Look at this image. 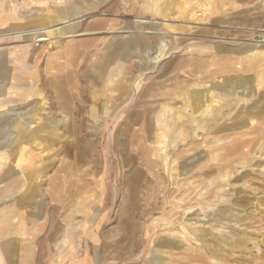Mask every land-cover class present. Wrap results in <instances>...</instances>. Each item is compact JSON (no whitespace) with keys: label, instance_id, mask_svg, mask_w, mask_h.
<instances>
[{"label":"rangeland","instance_id":"1","mask_svg":"<svg viewBox=\"0 0 264 264\" xmlns=\"http://www.w3.org/2000/svg\"><path fill=\"white\" fill-rule=\"evenodd\" d=\"M202 1L0 0V264H264V0ZM67 19L89 34L65 40ZM45 27L52 41L36 43ZM36 99L56 124L15 138L7 117ZM240 148L246 163L222 177ZM99 190L102 209L77 213Z\"/></svg>","mask_w":264,"mask_h":264},{"label":"bare ground","instance_id":"2","mask_svg":"<svg viewBox=\"0 0 264 264\" xmlns=\"http://www.w3.org/2000/svg\"><path fill=\"white\" fill-rule=\"evenodd\" d=\"M183 1V0H182ZM202 1V0H201ZM196 2V1H195ZM203 2V1H202ZM201 2V3H202ZM157 3V2H156ZM190 4V3H189ZM167 8V7H166ZM170 8V7H169ZM171 8H172V6H171ZM171 10V9H170ZM193 11V10H192ZM191 11V12H192ZM37 13V12H36ZM50 13V12H49ZM45 14H47V13H45ZM183 14V13H182ZM37 15H42V14H37ZM174 15V14H173ZM175 15H176V13H175ZM190 15V14H189ZM29 16V15H28ZM183 16V15H182ZM44 17V16H43ZM46 18V17H45ZM49 18V17H48ZM47 18V19H48ZM80 18V17H79ZM179 18V17H178ZM192 19H193V17H192ZM46 20V19H45ZM51 20H52V16H51ZM76 20V19H75ZM136 20V19H135ZM70 21L71 20H64L63 22H62V25H65V29H64V31H63V37H64V39L66 40H70V39H73V38H76V37H82V36H86V35H88L89 34V32L88 31H82V32H76V31H74V30H72L71 28H70ZM165 23H166V21L165 20H163ZM179 21H180V18H179ZM46 22V21H45ZM136 22H138V23H142L143 25L144 24H147V23H149L150 21L149 20H145V19H143V18H139V19H137L136 20ZM191 22V21H190ZM166 24H168V23H166ZM181 24V23H180ZM186 24V23H185ZM61 25V26H62ZM163 25H165V24H163ZM188 25V24H187ZM166 26V25H165ZM168 27V26H167ZM24 28V27H23ZM27 28V27H26ZM50 27H48V28H42V31L46 34V37H39L35 42L36 43H43V42H48V41H50L51 39V37H50V34H52V30L51 29H49ZM156 28V27H155ZM169 28V27H168ZM60 29H61V27H60ZM111 29V28H110ZM109 29V30H110ZM113 29V28H112ZM129 31V30H128ZM55 32V31H54ZM108 32V31H107ZM110 32V31H109ZM108 32V33H109ZM174 32V31H173ZM113 33V32H112ZM115 33V32H114ZM153 33V32H152ZM151 32H148L147 33V35L148 34H152ZM33 34H35V33H32V30H28V31H23V32H20V33H17V34H15V38H17L18 40L20 39V40H25L24 42H26V41H28V40H30L31 38H32V36H33ZM110 34V33H109ZM10 36V35H9ZM52 36H53V34H52ZM59 36V35H58ZM164 36V35H163ZM6 37V36H5ZM36 37V36H35ZM48 37H50V38H48ZM63 37H62V39H63ZM167 37V36H166ZM0 38H2V37H0ZM53 38V37H52ZM59 38H61V35H60V37ZM163 38V37H162ZM50 39V40H49ZM86 39V38H85ZM150 39V38H149ZM164 39V38H163ZM173 40V39H172ZM16 41V40H15ZM52 41V40H51ZM63 41V40H62ZM68 42H70V41H68ZM68 42H66V43H68ZM52 43V42H51ZM13 44V43H12ZM14 44H15V42H14ZM53 44V43H52ZM69 44V43H68ZM130 44L131 43H129V42H127L126 43V45H125V47L126 48H129L130 47ZM43 46H44V44H43ZM59 48H65V49H68V51L70 50V47L67 45L66 47H63V46H58ZM117 47L118 48H124V45H122V44H119V45H117ZM29 48H30V46L29 45H24V46H22V48H21V51H20V55L21 56H19V58L18 59H16V61L15 62H12V63H14V64H19L20 66H22L21 65V61H22V59H23V56L26 54V53H28V51H29ZM50 48V47H49ZM54 49V48H53ZM90 52V51H89ZM169 52V49L167 48L166 49V45H163V41H162V39L160 40V43H159V45H158V47L156 48V50L153 52V53H151V55H149V60H150V62H151V64H153V63H156V62H158V61H160L167 53ZM88 53V52H87ZM6 59V58H5ZM6 62V61H5ZM6 64V63H5ZM7 65V64H6ZM2 66V65H1ZM2 67H4V66H2ZM121 68V64L119 63V64H117V66L113 69V72H117L119 69ZM111 70V69H110ZM5 71V70H4ZM7 71H8V69H7ZM0 72H1V70H0ZM9 73H10V71H8ZM5 74V73H4ZM115 74V73H114ZM68 75V74H67ZM70 76V75H69ZM117 76L116 75H112V76H109V77H107V78H105V84L107 85V86H109V85H111V84H113L114 82H115V78H116ZM10 79H13V78H10ZM71 79V78H70ZM67 80H68V77H67ZM66 80V81H67ZM213 80V79H212ZM5 83H6V79L5 80H3ZM209 81V80H208ZM216 81V80H215ZM68 82V81H67ZM72 82V81H71ZM236 82V81H235ZM241 82V81H240ZM239 82V83H240ZM73 83V82H72ZM203 83V82H202ZM238 83V82H237ZM201 84V83H200ZM212 84V83H211ZM210 84V85H211ZM221 84V83H220ZM68 85V84H67ZM105 85V86H106ZM120 86H122V84H119ZM214 85V84H213ZM240 85H242V84H240ZM15 86L17 87V86H19V85H17V84H14V82H10V86H9V88H10V90L11 89H14L15 88ZM200 86V85H199ZM218 86V85H217ZM221 86V85H220ZM235 86H237V85H235ZM246 86V85H245ZM104 87V86H103ZM206 87V86H205ZM199 88V87H198ZM239 88V87H238ZM243 88V87H242ZM32 89H34V88H32ZM208 89H210V88H208ZM243 89H245V88H243ZM246 89H247V87H246ZM118 90V89H117ZM116 90V91H117ZM195 90V89H194ZM212 90V89H211ZM247 90H249V89H247ZM196 91V90H195ZM216 91V90H215ZM237 91H238V89H237ZM250 91V90H249ZM262 91V90H261ZM73 92V91H72ZM207 92V91H206ZM205 92V93H206ZM223 92V91H222ZM244 92V91H243ZM248 92V91H247ZM246 92V93H247ZM119 93H121V92H119ZM202 93V92H201ZM225 93H227V92H225ZM75 94V93H74ZM209 94V93H208ZM212 94V93H211ZM235 94H237V93H235ZM240 94V93H239ZM34 95H35V93H34ZM38 94H36L35 96H37ZM206 95H207V93H206ZM214 96V95H213ZM220 96V95H219ZM238 96V95H237ZM245 96V95H244ZM244 96H242L241 95V97H244ZM247 96V95H246ZM192 97H194V96H192ZM200 97H202V96H200ZM199 97V98H200ZM222 97V96H221ZM187 98V97H186ZM244 98H246V97H244ZM250 98V97H249ZM185 99V98H184ZM192 99V98H191ZM203 99V98H202ZM211 99V98H210ZM37 101H39V103L36 105L37 107H36V109H33V111L31 110V111H29V112H24V113H19V114H16V115H10V116H12V117H7V119H9V122L7 123L8 125V127L9 128H11L12 129V131H14V133H15V138H19V139H29L30 137H31V135H35V132H39L40 134L41 133H45L46 132V129H50V127H54L53 125L54 124H56V120L54 119V118H52L51 117V115L49 114V112H47V110H48V105L49 104H47V102H48V100H47V102L46 101H43V100H39V99H36ZM80 100V99H79ZM204 100L206 101V99L204 98ZM213 100V99H212ZM214 100H215V98H214ZM248 100H250V99H248ZM18 101H24V100H18ZM53 101V100H52ZM116 101V100H115ZM192 101H194V98L192 99ZM203 101V100H202ZM219 101V100H218ZM253 101V100H252ZM114 102V101H113ZM194 102H196V101H194ZM201 102V101H200ZM207 102V101H206ZM205 102V103H206ZM217 102V101H216ZM215 102V103H216ZM6 103H8V102H6ZM5 103V104H6ZM96 103H98V102H96ZM204 103V102H203ZM91 104V103H90ZM170 104V103H169ZM176 104H178V103H176ZM196 104L197 103H195L194 105H195V107H196ZM199 104V103H198ZM207 104V103H206ZM217 104H219V103H217ZM224 104V103H223ZM238 104V103H237ZM3 104H1L0 105V107L2 106ZM79 105V104H78ZM96 105V104H95ZM212 105V104H211ZM210 105V106H211ZM214 105H216V104H214ZM4 106V105H3ZM30 106V105H29ZM77 106V105H76ZM98 106V105H97ZM193 106V105H192ZM219 106V105H218ZM223 106V105H222ZM231 106V105H230ZM249 106V105H248ZM258 106V105H257ZM216 107V106H215ZM35 108V107H34ZM204 108V107H203ZM253 108V107H252ZM252 108H250V110L252 109ZM200 109H201V106H200ZM199 109V110H200ZM241 109V108H240ZM174 110V109H173ZM192 110V109H191ZM208 110V109H207ZM255 110H256V108H255ZM12 110H10V112H11ZM109 111H110V109H109ZM210 111H211V109H210ZM57 112V111H56ZM77 112V111H76ZM180 112V111H179ZM194 112H197V111H194ZM193 112V113H194ZM215 112H218V111H215ZM219 112H220V110H219ZM218 112V113H219ZM224 111H222V113H223ZM181 113V112H180ZM179 113V114H180ZM203 113H206V112H203ZM222 113L220 114V115H222ZM103 115H105V112H103L102 113ZM178 114V115H179ZM191 114V113H190ZM189 113H188V115H190ZM196 114V113H195ZM224 114V113H223ZM227 114V113H226ZM225 114V115H226ZM235 114V113H234ZM9 115V114H8ZM102 115V116H103ZM177 115V116H178ZM211 115L213 116L214 114H212L211 113ZM75 116V115H74ZM161 116V115H160ZM172 116V115H171ZM176 115H175V117H177ZM191 116V115H190ZM202 116V115H201ZM200 116V117H201ZM233 116V115H232ZM231 116V117H232ZM239 116V115H238ZM251 116V115H250ZM174 117V116H173ZM181 117V116H180ZM193 117V116H192ZM199 117V116H198ZM205 117V116H204ZM203 117V118H204ZM220 117V116H219ZM246 117H248V116H246ZM77 118V117H76ZM190 118V117H189ZM209 118V117H208ZM221 118V117H220ZM219 118V119H220ZM225 118V117H224ZM181 119V118H180ZM194 119V118H193ZM195 119H196V117H195ZM202 119V118H201ZM233 119V118H232ZM58 120V119H57ZM85 120V119H84ZM173 120V119H172ZM222 120H224L223 119V117H222ZM78 121V120H77ZM196 121V120H195ZM217 121V120H216ZM231 121V120H230ZM236 121V120H235ZM248 121V124L250 125V126H252L253 128L252 129H255L256 127V123L254 124V120H252V119H250V120H247ZM59 122V121H58ZM205 122V121H204ZM220 122V121H219ZM232 122V121H231ZM230 122V123H231ZM237 122H238V120H237ZM192 123V122H191ZM190 123V124H191ZM195 123V122H194ZM203 123V122H202ZM216 123V122H215ZM215 123H214V125H215ZM227 124H228V122H226ZM233 123V122H232ZM235 123V122H234ZM144 125V124H143ZM183 125V124H182ZM189 125V124H188ZM201 125V124H200ZM213 125V124H212ZM83 126V125H82ZM171 126H172V124H171ZM170 126V127H171ZM178 127V126H177ZM180 127H182V126H180ZM189 128H190V126H189ZM196 128H198V127H196ZM216 128V127H215ZM214 128V129H215ZM61 129V128H60ZM80 129V128H79ZM134 129V128H133ZM200 129V128H199ZM201 129H202V127H201ZM30 130H33V132H31ZM187 130V129H186ZM196 130V129H195ZM194 130V131H195ZM190 131V130H189ZM193 131V130H192ZM215 131V130H214ZM232 131V130H231ZM139 132V131H138ZM156 133H158L159 131H158V129L155 131ZM154 132V133H155ZM196 132V131H195ZM208 132V131H207ZM213 132V131H212ZM57 133V132H56ZM203 133V132H202ZM205 133V132H204ZM209 133H211V131H209ZM219 134V133H218ZM137 135V134H136ZM158 135V134H157ZM156 135V136H157ZM172 135V134H171ZM194 135V134H193ZM132 136V135H131ZM189 136V135H188ZM197 136V135H196ZM141 137V136H140ZM191 137V136H190ZM189 137V138H190ZM193 137V136H192ZM198 137V136H197ZM38 138V137H37ZM36 138V139H37ZM41 138V137H40ZM188 138V139H189ZM10 139V138H9ZM13 139V138H12ZM35 139V138H34ZM43 139V138H42ZM168 139V138H167ZM175 139V138H174ZM198 139V138H197ZM196 139V140H197ZM177 140V139H176ZM175 140V141H176ZM195 140V141H196ZM8 141V140H7ZM32 141H34V140H32ZM39 141H41V139L39 140ZM170 141L171 140H169V142L168 143H170ZM21 142V141H20ZM177 142V141H176ZM193 142V141H192ZM191 142V143H192ZM43 143V142H42ZM59 143H61L60 141H59ZM173 143V142H172ZM212 143H213V145H217V147H218V143H219V141H212ZM171 144V143H170ZM182 144V143H181ZM184 144V143H183ZM30 145V144H29ZM32 145H33V143H32ZM173 145V144H172ZM225 145V144H224ZM4 146V145H3ZM36 146H37V144H36ZM149 146V145H148ZM167 146V145H166ZM179 146H181V145H179ZM191 146V145H190ZM7 147V146H6ZM42 147V146H41ZM49 147V146H48ZM47 147V148H48ZM54 148H55V146H53ZM52 147V148H53ZM178 147V146H177ZM185 147V146H184ZM13 148V147H12ZM35 148V147H34ZM36 148H38V147H36ZM45 148V147H44ZM52 148H51V150H52ZM172 148H176V145H175V147H172ZM171 148V146H170V148H168V149H172ZM187 148V147H186ZM178 149V148H177ZM204 149V148H203ZM245 149V148H244ZM244 149L243 148H240V150H239V152H240V154H241V156L237 159V161H235V162H233L231 165H225L224 167H222V168H220L219 170H220V172H221V174H223V176L222 177H224V178H227V177H229V174L231 173V171L234 169V166H237L238 164H240V165H243V164H245L246 163V160H247V156L246 155H248V153H246V152H244ZM44 150V149H43ZM48 150H49V148H48ZM51 150H49L48 152H51ZM59 150V149H58ZM63 150V149H62ZM180 150V149H179ZM34 151V150H33ZM36 151V150H35ZM41 151V150H40ZM55 151V150H54ZM2 152V151H1ZM38 152V151H37ZM36 152V153H37ZM53 152V151H52ZM61 152V151H60ZM34 153V152H33ZM174 153V152H173ZM191 153V152H190ZM47 155V154H46ZM94 155V154H93ZM146 155V154H145ZM48 156V155H47ZM174 156V155H173ZM44 157V156H43ZM59 157V156H58ZM121 157V156H120ZM93 158V157H92ZM264 158V157H263ZM263 158H261V160L263 159ZM148 159L150 160V158L148 157ZM164 159H165V161L163 162V167H164V170H165V173L166 174H169L172 170H173V168H172V166H170V161H169V158H168V154L166 155L165 154V156H164ZM144 160V159H143ZM258 160H260V159H258ZM52 161H55L54 159H52ZM40 162V161H39ZM57 162V161H56ZM55 162V163H56ZM122 162V161H121ZM138 162V161H137ZM153 162V161H152ZM47 163V162H46ZM149 163H151L150 161H149ZM37 165V164H36ZM40 165V164H39ZM57 165V164H56ZM142 165V164H141ZM146 167H147V164L145 165ZM151 166V165H150ZM43 167V166H42ZM145 167V168H146ZM148 168V167H147ZM150 168V167H149ZM148 168V169H149ZM144 169V168H143ZM59 170V169H58ZM58 170H57V172H58ZM215 170V169H214ZM133 171V170H132ZM162 171V170H161ZM179 171V170H178ZM148 172V171H147ZM21 173V172H20ZM39 174V173H38ZM106 174V173H105ZM209 174V173H208ZM213 174V173H212ZM43 174H41V176H42ZM96 175V174H95ZM100 175V174H99ZM147 175V174H146ZM34 176H35V174H34ZM118 176V175H117ZM126 176V175H125ZM152 176V175H151ZM232 176V175H231ZM157 177V176H156ZM164 177V176H163ZM125 178V177H124ZM149 178H150V176H149ZM154 178H155V176H154ZM31 179V178H30ZM35 179V178H34ZM156 179V178H155ZM159 179V178H158ZM191 179H193V178H191ZM109 180V179H108ZM118 180V179H117ZM157 180V179H156ZM188 180V179H187ZM237 180V179H236ZM31 182V181H30ZM162 182V181H161ZM145 183V182H144ZM125 184V183H124ZM29 186H31V184H29ZM124 186V185H123ZM185 186V185H184ZM126 189V188H125ZM118 190V189H117ZM100 191V197L99 198H93V197H91L89 200H88V203H87V206H86V209H83V208H78V210H76L77 211V213H83V210H85V211H89L92 207L93 208H96V209H98L99 211L102 209L101 208V206H99V202H100V199H101V197L103 196V190H99ZM160 194V193H159ZM155 196H156V194H154ZM161 195V194H160ZM233 196H235L234 194H233ZM15 197V196H14ZM164 197V196H163ZM231 197V196H230ZM165 198V197H164ZM221 198V197H220ZM235 198V197H234ZM162 199V198H161ZM225 199V198H224ZM232 199V198H231ZM124 200V199H123ZM221 200H223V199H221ZM34 201V200H33ZM200 201V200H199ZM215 201H217V200H215ZM225 201V200H224ZM227 201V200H226ZM232 201V200H231ZM5 202V201H4ZM13 202V201H12ZM17 202V201H16ZM217 202H219V201H217ZM223 202V201H222ZM142 203H143V201H142ZM5 204V203H4ZM14 204V203H13ZM12 204V205H13ZM78 204V203H77ZM97 204V205H96ZM203 204V203H202ZM215 204H217V203H215ZM229 204V203H228ZM231 204H232V202H231ZM201 205V204H200ZM210 205V204H209ZM252 205H254V204H252ZM88 206H89V209H88ZM103 206V205H102ZM122 206V204L120 203V207ZM153 207V206H152ZM211 207V206H210ZM233 207V206H232ZM237 207V206H236ZM1 208V207H0ZM146 208V207H145ZM156 208V207H155ZM200 208V207H199ZM217 208V207H216ZM239 208H241V207H239ZM204 209V208H203ZM208 209V208H207ZM210 209H212V208H210ZM215 209V208H214ZM196 210V209H195ZM205 210V209H204ZM203 210V211H204ZM215 210H217V209H215ZM190 211V209H186V212L188 213ZM210 211V210H209ZM243 211V210H242ZM150 212V211H149ZM183 212V211H182ZM193 212V211H192ZM201 212H202V210H201ZM213 212V211H212ZM216 212H218V211H216ZM244 212H246V211H244ZM6 213V212H5ZM137 213V212H136ZM199 213V212H198ZM204 213V212H203ZM2 214V213H1ZM182 214V213H181ZM189 214V213H188ZM200 214V213H199ZM205 214V213H204ZM190 215V214H189ZM211 215H212V213H211ZM232 215V214H231ZM4 216V215H3ZM27 216V215H26ZM202 216H204V215H202ZM213 216V215H212ZM227 216V215H226ZM234 216H236V215H234ZM0 217H1V215H0ZM15 217V216H14ZM205 217V216H204ZM13 218V217H12ZM33 218H35V217H33ZM185 218V217H184ZM194 217H192L191 219H193ZM197 218V217H196ZM202 218V217H201ZM229 218V217H228ZM9 219H10V217H9ZM25 219H26V217H25ZM186 219H187V217H186ZM11 220V219H10ZM9 220V221H10ZM83 220V223H81L82 225H80V226H75L76 224H71V226H75V234H76V236L79 238V236L81 235V237L83 236V234L85 233V226L86 225H88L90 222L88 221V220H85V219H82ZM188 220H189V217H188ZM205 220H207V219H205ZM17 221V220H16ZM201 221V220H200ZM222 221V220H221ZM240 221V220H239ZM142 222V221H141ZM210 222V221H209ZM11 223V222H10ZM195 223V222H194ZM199 223V222H198ZM238 223V222H237ZM14 224V223H13ZM91 224V223H90ZM201 224H203V223H201ZM231 224H233V223H231ZM179 225V224H178ZM177 225V226H178ZM183 225V224H182ZM208 225V224H207ZM207 225H206V227H207ZM234 226H236L235 225V223H234ZM193 227V226H192ZM205 227V226H204ZM209 227V226H208ZM207 227V228H208ZM67 228H69V227H67ZM169 228V227H168ZM205 229V228H204ZM142 230V229H141ZM195 230V229H194ZM208 230H209V228H208ZM176 231H177V229H176ZM211 231V230H210ZM116 232V231H115ZM121 232V231H120ZM156 232V231H155ZM190 232V231H189ZM192 232V231H191ZM195 232V231H194ZM197 232H198V230H197ZM212 232V231H211ZM193 233V232H192ZM191 234V233H190ZM71 235H74L73 233L71 234ZM71 235L69 236L68 234H66L65 235V239L69 242V244H71L72 245V240H70L71 239ZM151 235V234H150ZM198 235H199V233H198ZM204 235V234H203ZM228 235V234H227ZM230 235H232L231 234V232H230ZM217 236V235H216ZM223 236V235H222ZM230 237V236H229ZM233 237V236H232ZM222 238V237H221ZM235 238V237H234ZM168 239V238H167ZM207 239V238H206ZM237 239V238H236ZM196 240V239H195ZM225 240V239H224ZM235 240V239H234ZM79 239L77 240V242H78V244H76L77 246L80 244L79 243ZM155 241V240H154ZM143 242V241H142ZM180 242V241H179ZM196 242V241H195ZM234 243H235V241H234ZM233 243V244H234ZM261 243V242H260ZM236 244V243H235ZM165 245V244H164ZM208 246V245H207ZM176 247V246H175ZM227 247V246H226ZM63 248V247H62ZM177 248V247H176ZM210 248V247H209ZM234 248V247H233ZM164 249V248H163ZM230 249V248H229ZM143 250V249H142ZM207 250V249H206ZM86 251V250H85ZM209 251V250H208ZM81 252V251H80ZM137 252V251H136ZM210 252V251H209ZM152 253V252H151ZM79 254H81V253H79ZM215 254V253H214ZM213 254V255H214ZM218 254V253H217ZM73 255H74V253H73ZM76 255V254H75ZM215 256V255H214ZM219 256V255H218ZM221 257V256H220ZM121 260V259H120ZM123 260V259H122ZM166 260V259H165ZM109 261V260H108ZM119 261V260H118ZM158 261V260H157ZM165 262V261H164ZM115 263V262H114ZM124 263V262H123ZM73 264H79V262H76V263H73ZM127 264V263H126ZM138 264V263H137Z\"/></svg>","mask_w":264,"mask_h":264}]
</instances>
